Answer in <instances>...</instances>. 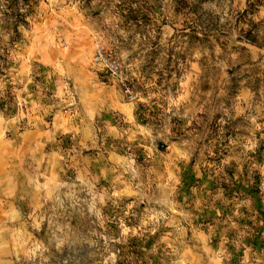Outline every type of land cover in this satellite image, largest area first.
I'll list each match as a JSON object with an SVG mask.
<instances>
[{"label": "rangeland", "instance_id": "obj_1", "mask_svg": "<svg viewBox=\"0 0 264 264\" xmlns=\"http://www.w3.org/2000/svg\"><path fill=\"white\" fill-rule=\"evenodd\" d=\"M0 264H264V0H0Z\"/></svg>", "mask_w": 264, "mask_h": 264}, {"label": "built area", "instance_id": "obj_2", "mask_svg": "<svg viewBox=\"0 0 264 264\" xmlns=\"http://www.w3.org/2000/svg\"><path fill=\"white\" fill-rule=\"evenodd\" d=\"M93 64L97 66H102L105 70H109L111 73H116L119 71V64L115 60H110L101 46H98L95 50V54L93 57Z\"/></svg>", "mask_w": 264, "mask_h": 264}]
</instances>
